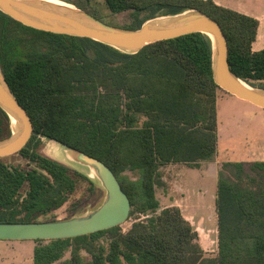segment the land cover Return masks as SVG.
Returning <instances> with one entry per match:
<instances>
[{
    "label": "trees",
    "instance_id": "obj_1",
    "mask_svg": "<svg viewBox=\"0 0 264 264\" xmlns=\"http://www.w3.org/2000/svg\"><path fill=\"white\" fill-rule=\"evenodd\" d=\"M104 2L112 13L131 10L126 28L188 9L205 12L225 34L231 71L251 84L264 82V47L252 49L256 17L214 0ZM0 67L33 124L16 152L33 165L0 157V221H37L87 183L70 217L95 192L86 173L39 151L41 137L102 160L130 199L129 217L144 216L125 232L118 224L73 237L33 239L32 264H55L69 247L63 264H264V159L249 162V171L243 161H225L218 170L214 256L204 255L196 229L178 206L155 213L160 166H197L215 153L219 88L206 34L191 32L126 52L89 37L37 29L0 11ZM11 132L0 107V139Z\"/></svg>",
    "mask_w": 264,
    "mask_h": 264
},
{
    "label": "water",
    "instance_id": "obj_2",
    "mask_svg": "<svg viewBox=\"0 0 264 264\" xmlns=\"http://www.w3.org/2000/svg\"><path fill=\"white\" fill-rule=\"evenodd\" d=\"M61 8L37 0H0V11L25 25L56 33L89 37L126 52H135L148 43L162 39L191 32L204 33L211 40L212 77L217 87L264 109V88L244 84L242 79L231 71L225 34L218 21L203 11L193 8L177 14L155 16L146 19L137 28H126L106 23L76 7L84 20L80 21ZM0 107L8 114L12 130L10 136L0 139L2 157L16 153L27 143L33 124L28 112L11 91L1 67ZM11 117H15L18 122L15 132L12 129L14 124ZM66 149L70 154L80 153L83 159L76 161L97 171L106 190V198L97 208L66 219L0 221V239L67 238L106 229L128 219L131 202L113 170L94 156L67 147Z\"/></svg>",
    "mask_w": 264,
    "mask_h": 264
},
{
    "label": "rangeland",
    "instance_id": "obj_3",
    "mask_svg": "<svg viewBox=\"0 0 264 264\" xmlns=\"http://www.w3.org/2000/svg\"><path fill=\"white\" fill-rule=\"evenodd\" d=\"M65 2H78L101 16L100 19L115 26H123L133 19L131 10L112 13L104 0H61ZM260 1V2H259ZM74 5L73 2H70ZM246 3L255 7L256 14L264 13V0H246ZM76 5V4H75ZM74 5V6H75ZM77 8L87 11L76 5ZM88 12V11H87ZM90 13V12H89ZM91 14V13H90ZM160 16V15H159ZM264 21L261 20L260 33H262ZM255 86L264 88V82H254ZM217 110V143L215 153L210 160H201L197 166H189L185 162H169L160 166V177L155 186V195L159 201L158 213L166 206L176 205L183 216L190 222L198 233V242L205 256H214L217 252V213L215 208V192L218 170L225 161H243L248 169V163L264 159V113L257 106L230 95L221 89L216 97ZM254 111H256L254 113ZM144 117L140 118L142 121ZM15 132L17 128L12 127ZM51 140L40 138L39 151L56 160H59L73 168L86 173L95 183V192L84 203L81 209L77 208L75 214H84L97 208L106 198V190L101 184L97 171L88 165L82 164L78 159H83L80 153L71 152L59 142L60 156L51 154L47 147ZM51 144V143H50ZM51 150V149H50ZM5 162L14 165L29 167L33 165L19 154H11L1 157ZM130 177H134L131 171H125ZM87 183L81 185L61 208L49 215L39 216L37 221L69 218L70 208L83 199L86 193ZM72 215V216H73ZM140 216V217H139ZM71 217V216H70ZM143 218V214H134L120 224L125 232L137 218ZM24 241V240H23ZM105 243V238L101 239ZM30 253L32 249H26ZM83 255L89 257L85 251ZM18 255L14 251V255ZM70 256V247L64 252L61 259L55 264H63ZM10 258H8L9 260ZM11 260V259H10ZM26 264V263H23ZM28 264V263H27ZM29 264H32V255Z\"/></svg>",
    "mask_w": 264,
    "mask_h": 264
},
{
    "label": "crops",
    "instance_id": "obj_4",
    "mask_svg": "<svg viewBox=\"0 0 264 264\" xmlns=\"http://www.w3.org/2000/svg\"><path fill=\"white\" fill-rule=\"evenodd\" d=\"M217 4L232 8L239 12L252 15L259 21L257 34L255 40L252 42V49L259 50L264 47V27L262 33H260L261 20L264 21V13L256 14L254 12L255 7L246 3V0H214ZM260 2V1H259ZM234 96V95H233ZM236 97V96H235ZM249 104L256 106L249 102ZM258 107V106H257ZM261 108V107H259ZM263 110V108H261ZM256 111H254L255 113ZM264 113V110L262 111ZM24 240V241H23ZM36 242L32 239H0V264H23L30 262L31 255L33 256V248ZM26 249H32L30 253ZM14 251L19 254L14 255ZM8 258H10L8 260Z\"/></svg>",
    "mask_w": 264,
    "mask_h": 264
},
{
    "label": "bare ground",
    "instance_id": "obj_5",
    "mask_svg": "<svg viewBox=\"0 0 264 264\" xmlns=\"http://www.w3.org/2000/svg\"><path fill=\"white\" fill-rule=\"evenodd\" d=\"M37 1H44L46 2V4L49 5H55L57 7H62L61 9L64 11H67L68 14H70L72 17H74L75 19L78 20H82L80 12L78 11V9L73 6L71 3H66L60 0H37ZM212 37V35H210ZM213 38V37H212ZM244 84H247L248 86L254 87L251 83L245 81V80H241ZM12 120V124H14V126H16L18 124L17 120L15 117H11ZM51 143V144H50ZM50 143L48 144L49 146H51V148L47 147V150L53 154L56 157L60 156V147L58 146V144L56 142H54V140H51ZM51 149V150H50Z\"/></svg>",
    "mask_w": 264,
    "mask_h": 264
}]
</instances>
